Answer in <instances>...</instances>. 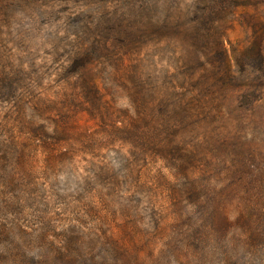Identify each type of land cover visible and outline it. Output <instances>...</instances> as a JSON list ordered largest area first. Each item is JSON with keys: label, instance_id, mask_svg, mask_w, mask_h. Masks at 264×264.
Returning <instances> with one entry per match:
<instances>
[{"label": "rangeland", "instance_id": "rangeland-1", "mask_svg": "<svg viewBox=\"0 0 264 264\" xmlns=\"http://www.w3.org/2000/svg\"><path fill=\"white\" fill-rule=\"evenodd\" d=\"M254 18L264 20V0H0V124L24 136L40 130L17 123L14 94L20 97L25 87L22 97L36 101L34 115L71 123V135H57L51 148L19 147L17 155L34 173L22 190L1 194L0 226L18 224L44 237L22 238L26 253L20 256L7 253L14 242L3 233L0 264L24 257L55 264L45 262L48 254L67 248L69 236L84 242L100 236L88 256L74 247L79 261L106 256L116 262L107 264H264V74L247 58ZM93 44L100 47L92 66L105 107L120 122L129 120L133 98L157 99L136 92L139 84L204 99L206 116L187 113L175 134L182 146L175 156L156 155L143 141H111L100 117L70 113L71 66ZM184 146L195 153L180 163ZM160 212L163 223L157 222ZM226 214L227 235L211 240L207 232ZM199 225L200 234L194 230ZM167 226L175 236L171 243L161 231ZM112 230L128 259L110 252ZM188 231L199 235L195 241L185 242ZM57 256V264L73 262Z\"/></svg>", "mask_w": 264, "mask_h": 264}, {"label": "trees", "instance_id": "trees-1", "mask_svg": "<svg viewBox=\"0 0 264 264\" xmlns=\"http://www.w3.org/2000/svg\"><path fill=\"white\" fill-rule=\"evenodd\" d=\"M146 25V23L141 24L138 26V30L143 31ZM251 29L254 35V47L252 50L253 55H251V53L247 55V58L251 57V62L248 64L252 65L251 67L253 68L254 64H252V62L257 64V68L263 71L264 74V20L262 18L259 20L254 18V26ZM98 49H100V47H97L94 44L91 47H84L77 54V59H75L73 65L71 66V78H75V80L73 83H70L74 94L72 96H67V103L71 108L70 113L76 114L84 113V111H86V113L94 117H100L102 122V134L108 136L109 133H112V138H109L112 139L111 141H114L115 138H122L123 141H133L132 144L143 141L144 143H147V147L149 146L155 151V153H157L156 155L162 153L163 151H169L175 156L174 150L182 147L179 145V143L175 142V137L178 136L175 134L180 132L181 125L183 126L187 121V113L191 114V117L195 114V112L202 113V115L206 116L204 112V99L198 94H183V91L180 92L176 88L171 89L163 84L162 86L157 84V86L152 90L145 89L142 84H139L141 85V88H135L134 90H136V92L141 95L142 93L147 92L149 95L157 97V99L148 101L144 98H140L141 96L133 98L130 100V102H128L129 107L126 108V114L128 115L129 120L127 122H120L117 118H114L112 112H110L109 109L105 107V91L99 83V73L92 66L96 64L94 55H96ZM223 49L224 51L228 52L225 47ZM137 67L138 66L134 67V71H136V73H138V70H136ZM131 76L133 81L138 85L139 82L136 81V75L132 74ZM196 87L200 89L201 93L207 91L205 87L199 86V84ZM26 89H28V87H25L21 90L22 94L20 97L16 96L18 93H20V91L14 94L18 106L15 112V115L17 116V123L21 124L23 127H33L38 125L40 130H37V133L34 132L33 137L24 136L18 132L10 131V125L8 123L0 124V153L3 151V157L0 156V206L4 203V201L1 200V194L5 192L4 190H7L8 188L16 190L21 189V186L24 183L31 181L30 178L34 173L28 161L26 162L27 159H25V157L22 155H17L19 147L31 145L34 149L41 147L51 148L53 145H55L54 143L57 140V135H62L64 137L63 139H66L71 135L69 134L71 131V123L69 124V122L63 117L59 118V120H56L45 119L34 115L35 113L33 112V107L36 101L34 102V100L32 101L28 98L25 99L22 97V95L26 93H24ZM187 90L188 89H186V91ZM179 109H182L183 111L181 112ZM197 117L199 118V116ZM164 135L169 137L170 140L165 138ZM144 138L147 139L143 140ZM181 152H184L185 155H183V157L179 160L180 163L183 162L185 158L189 159L190 154L195 153L185 146L179 153ZM167 158L168 157H165V159ZM175 170L177 171L176 168ZM237 174L238 172L236 175ZM193 189L202 191V188L200 189L197 186H194ZM20 204L22 205L23 202L21 201ZM11 207L12 204L10 202H5V208L9 209ZM164 214L165 213L160 212L157 222L163 221ZM227 221H229V219L226 214L224 215V219L222 218V223L219 227L215 226L212 230H210V232H207V235L211 240L216 241L227 235L225 226H222V224ZM200 227L201 225L198 226V229H194L195 231L199 230L198 234H200V230H202ZM122 231L129 236H131V233H133L129 228L125 227ZM161 231L162 234L167 238L166 240L171 243V239L175 237L173 231L170 232L168 226L167 228L162 227ZM3 233L14 242V244L10 246L11 249L7 250V253L20 256H25L26 253L25 249L22 247V238L24 239L25 236H27L32 241H37L44 237V233L41 230H30L29 228L21 227L18 224H14L9 228L0 226V237L3 235ZM198 236L196 232L188 231L185 242L187 243V241L190 239L195 241ZM201 236L203 237L199 238V241L205 237L204 235ZM99 238L100 236L91 237L88 242H84L78 241L75 237L69 236L67 237V248H65L66 253L63 252L65 249H59L58 252H56L57 250L51 249L48 254L50 256L47 257L45 262L55 264L59 263L57 255L61 253L64 256L73 259L72 264L116 263L115 259L111 261L107 259L106 256L103 258H94L92 261H89L88 259H84L82 261L77 260L76 256L78 254L77 252L73 251L75 250L74 247L79 248V250L86 253L88 256L89 251L93 249V244H100ZM109 238V243H111V248L109 249L110 252L116 253L117 257L122 255V257L128 259L130 257L128 248H124L125 252L121 250L120 243L118 241V234H116V231H110ZM165 246H163L162 249L165 248ZM64 261L65 259H63L62 263ZM7 264H33V261L24 257L21 259L11 260Z\"/></svg>", "mask_w": 264, "mask_h": 264}]
</instances>
